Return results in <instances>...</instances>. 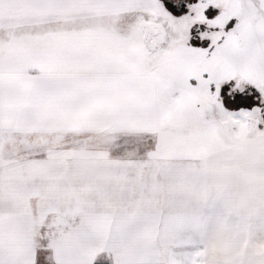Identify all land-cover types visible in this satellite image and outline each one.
<instances>
[{
	"label": "snow or ice",
	"instance_id": "obj_1",
	"mask_svg": "<svg viewBox=\"0 0 264 264\" xmlns=\"http://www.w3.org/2000/svg\"><path fill=\"white\" fill-rule=\"evenodd\" d=\"M0 264H264V0H0Z\"/></svg>",
	"mask_w": 264,
	"mask_h": 264
}]
</instances>
